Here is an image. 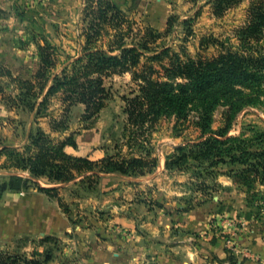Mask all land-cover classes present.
<instances>
[{"label": "rangeland", "instance_id": "1", "mask_svg": "<svg viewBox=\"0 0 264 264\" xmlns=\"http://www.w3.org/2000/svg\"><path fill=\"white\" fill-rule=\"evenodd\" d=\"M250 2L243 0L222 16L214 13L210 0H141L130 10V3L124 5L137 21L135 35L147 26L161 32L138 70L153 65L162 71L168 59L151 56L165 47L193 58L264 50V38L247 42L240 36L249 22ZM84 6L85 0H0V182H8L11 174L31 176L18 161L37 152L32 137L39 129L56 144L69 135L83 138L81 151H66L99 162L98 170H106V158L139 157L147 164L128 174L101 171L121 177L113 185L95 176L59 186L54 194L68 212L58 198L38 197V182L58 184L47 177L31 179L20 192L6 189L0 198V252L40 259L49 252V264H264V184L259 179L249 186L239 182L234 174L243 166L229 162L212 165L191 157L178 167L166 165L180 154L177 145L200 140L196 112L177 125L175 117L132 124L125 98L140 93V81L131 72L105 77L110 98L90 120L83 117L84 104L66 107L63 91L46 95L54 76L64 68L71 72L83 52ZM44 44L51 46L55 63L38 79ZM7 70L46 85L37 86L35 96L27 95ZM226 110L219 105L214 111V129L227 124ZM229 126L230 135L264 142V95ZM122 216L130 221H121ZM50 223L56 231L46 229Z\"/></svg>", "mask_w": 264, "mask_h": 264}, {"label": "trees", "instance_id": "2", "mask_svg": "<svg viewBox=\"0 0 264 264\" xmlns=\"http://www.w3.org/2000/svg\"><path fill=\"white\" fill-rule=\"evenodd\" d=\"M242 1L210 0V3L214 13L222 16ZM128 3L129 10L135 9L141 0H85L83 19L87 27L83 52L72 62L71 72L64 68L62 75L54 76L46 95L63 91L66 107L84 104L83 117L90 120L100 114L110 98L105 77L131 72L133 79L140 81V93L125 98L126 112L132 124L143 126L147 122L175 117L177 125L186 121L192 112L197 113L200 140L177 145L176 150L180 154L168 160V168L181 166L191 157L208 160L212 165L229 162L243 166L234 174L239 182L249 186L259 179L264 184V142L258 146L260 143L256 144L253 140L229 134L232 118L247 106L259 103L261 95H264V50L249 54L228 50L210 58H193L186 52L182 54L165 47L151 56L152 60L168 59L167 64H161L162 71L153 65L138 70L145 52L158 41L161 32L147 26L144 29L138 28L139 32L135 35L137 21L124 8ZM168 25L171 26L170 19ZM240 36L247 42L263 40L264 0H251L249 22L240 31ZM50 49V45H40L42 65L36 74L38 79L55 63L54 53ZM155 73L159 74L158 78L154 77ZM5 74L27 95L35 96L36 87L43 89L46 85L41 80L37 84L32 80L15 77L10 70ZM219 105L227 107V124L216 130L212 123L214 111ZM32 144L37 152L23 156L18 161L20 167L31 172V176L11 174L8 182H0V198L6 189L16 192L28 189L31 179L47 177L55 183H68L79 177L81 180H91L95 176L101 179V171L128 174L147 164L139 157L121 162L106 158V170H98L99 162L66 151L67 145L74 148L79 146L73 135L56 144L42 129L32 137ZM37 184L39 191L58 198L60 206L68 212L60 196L54 194L59 186ZM51 259L49 252L44 259L0 252V264H49Z\"/></svg>", "mask_w": 264, "mask_h": 264}, {"label": "crops", "instance_id": "3", "mask_svg": "<svg viewBox=\"0 0 264 264\" xmlns=\"http://www.w3.org/2000/svg\"><path fill=\"white\" fill-rule=\"evenodd\" d=\"M77 142H78V145H79V148L80 149H77V148H74L73 146H70V145H67L66 146V150L67 151H69V152H71V151H75V152H77L78 150H82V148L84 147V144H85V142H84V139L83 138H81L80 140H77ZM115 175V174H114ZM121 179V177H119V176H103L102 177V183L104 184V185H106V184H116V183H118L119 182V180ZM136 179V181H145V180H149L150 178H142V177H138V178H135ZM72 182H74V181H72ZM71 184V182H68V183H58V184H51V185H54V186H60V188H63V186H69ZM38 194H39V196L38 197H40V198H42V197H44L45 195L44 194H46V193H44V192H42V191H39L38 192ZM47 195V194H46ZM48 196V195H47ZM49 198H52V197H50V196H48ZM129 217H125V216H122L121 217V221H130V219H128ZM46 229H48L49 231H56V229H57V225L54 223V224H49L48 226H46Z\"/></svg>", "mask_w": 264, "mask_h": 264}]
</instances>
